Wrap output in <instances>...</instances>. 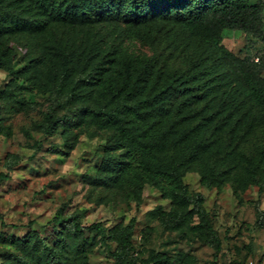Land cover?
<instances>
[{"label":"rangeland","instance_id":"obj_1","mask_svg":"<svg viewBox=\"0 0 264 264\" xmlns=\"http://www.w3.org/2000/svg\"><path fill=\"white\" fill-rule=\"evenodd\" d=\"M250 1L262 5L255 18L264 33V0ZM27 4L22 3L21 8L26 10ZM107 11L96 8L86 21H51L25 30L22 27L9 39H0L1 46L17 52L12 61L0 65V93L14 90L17 94L15 99L0 96V175L10 176L0 177V264H44V260L37 262L38 251L45 244L59 248L61 236L64 239L67 234V226L55 219L74 213L86 225L101 222L108 229L125 227L135 220L134 255L144 260L155 250L173 259V264H264V188L248 177L244 167L255 155L264 183L263 123L248 134L237 136L242 141L236 144L234 153L240 152L245 159L234 158L232 165L236 169L221 187L203 186L195 166L184 177L191 190L205 194L204 206L222 241L217 254L189 230L163 228L152 211L160 205L170 210L172 204L158 189L146 184L139 202L132 195L131 186L119 183L108 169L109 148L124 139L131 140L129 133L119 132L118 124L99 126L101 121H107L98 109L109 103L110 90L115 91L127 71L136 73L137 67L152 55L156 56L158 68L172 74L189 72L199 53L183 46L175 49L165 30L153 29L151 21L143 18L130 22L114 19L113 24L125 26V33H113V24L104 17ZM49 16L41 15L46 21ZM200 27L214 33L210 22ZM220 35L221 43L211 50L216 57L228 59V72H249L264 83V37L258 29L224 28ZM55 42L78 50L96 47L101 55H106L104 67L93 80H81L78 96L66 107L57 106L54 98L63 100L67 95L56 96L42 85H31L27 71L12 73L34 65L59 74L58 55L48 52L38 60L35 53ZM79 78L75 74L69 85ZM110 105L116 106L117 101ZM49 112L62 120L52 125ZM257 116L262 122L260 112ZM140 125L142 131L143 121ZM121 152L119 149L115 154ZM86 236H95L98 241L89 255L90 264H116L96 233L87 231ZM25 239L29 241L26 247ZM112 246L115 249L116 243L112 242Z\"/></svg>","mask_w":264,"mask_h":264},{"label":"trees","instance_id":"obj_2","mask_svg":"<svg viewBox=\"0 0 264 264\" xmlns=\"http://www.w3.org/2000/svg\"><path fill=\"white\" fill-rule=\"evenodd\" d=\"M21 2H28L26 10L21 8ZM96 8L107 9L104 17L112 24L114 19L150 20L153 29L165 30L175 49L183 46L199 53L187 73L174 71L169 74L162 67L158 68L155 55L137 67L136 73L127 71L124 82L117 83L115 91L110 90L109 103L98 109L101 117L107 119L99 126L118 124L119 132L129 133L131 139L109 148L110 159L106 165L113 177L122 185H130L132 195L139 202L146 184L158 189L172 204L170 210L160 205L152 211L163 228L166 231L189 230L212 246L217 254L222 249V241L204 206L205 194L191 190L184 177L195 166L203 186L208 189L221 187L236 169L232 165L234 158L245 159L240 152L234 153L236 144L242 141L237 136L246 135L258 124H264V83L249 72H228L231 65L228 59L216 57L211 50L221 43L220 32L224 28L258 29L264 37L255 18L262 5L250 0H0V39H9L22 27L25 30L45 22L86 21ZM42 13L50 14V20L42 19ZM204 22H210L215 34L200 27ZM113 28V33H125L123 24L117 22ZM184 33L188 34L184 36ZM178 41L182 44L177 45ZM98 49L78 50L55 42L45 49L38 48L35 53H38V60L48 52L58 55L59 74L34 65L12 73L19 75L27 71L26 78L31 85H42L49 94L56 96L67 95L63 100L54 98L57 106L66 107L78 96L81 80H93L104 67L106 55H101ZM16 55L9 46L0 45V65L8 64ZM75 74L80 78L70 86L69 81ZM16 95L14 90L0 93L2 97L13 96V99ZM114 101L117 105L111 106ZM258 112L263 117L262 122L258 121ZM61 120L49 112L52 125ZM119 149L122 152L117 156L115 152ZM247 161L244 167L248 177L263 189L256 156L251 155ZM0 177L10 178L9 174ZM55 221L67 226L66 238L61 236L59 248L45 244L44 249L38 251L37 262L90 264L89 255L98 241L95 236H86L89 231L100 237L101 244L106 246L116 264H173V259L155 250L147 260L134 255L135 220L125 227L112 229L101 222L86 225L78 213L61 216ZM112 242L116 243L115 249ZM23 244L26 247L29 241L25 239Z\"/></svg>","mask_w":264,"mask_h":264}]
</instances>
